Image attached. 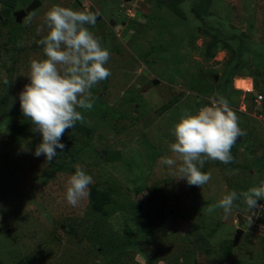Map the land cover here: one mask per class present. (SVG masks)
<instances>
[{"label": "rangeland", "instance_id": "rangeland-1", "mask_svg": "<svg viewBox=\"0 0 264 264\" xmlns=\"http://www.w3.org/2000/svg\"><path fill=\"white\" fill-rule=\"evenodd\" d=\"M33 1L0 0V13ZM40 1L20 22L0 19V264H264V222L242 197L228 214L208 211L224 195L264 181V99L249 93L252 79L264 96V0H212L208 22L224 31L222 40L199 27L192 10L204 0L181 1L185 17L167 0ZM56 5L96 13L88 27L110 52L111 75L90 90L93 107L77 109L94 133L77 142L74 165L93 183L76 206L66 200L73 174L54 169L60 150L50 162L35 156L42 134L31 131L19 98L30 62L45 58L38 41ZM233 34L245 36L240 57L242 41H226ZM220 97L238 116L242 141L232 162H205L201 171L211 179L202 188L190 186L161 158L173 155L180 118ZM94 187L110 189L116 201L93 206ZM238 213L246 215L243 225ZM239 227L245 232L236 246Z\"/></svg>", "mask_w": 264, "mask_h": 264}, {"label": "clouds", "instance_id": "clouds-1", "mask_svg": "<svg viewBox=\"0 0 264 264\" xmlns=\"http://www.w3.org/2000/svg\"><path fill=\"white\" fill-rule=\"evenodd\" d=\"M32 18L30 15L26 23ZM96 19V13L60 5L53 6L45 15L48 32L38 41L45 58L30 62V83L25 85L19 98L24 116L33 125L31 131L42 134V142L34 154L45 156L46 161L56 158L57 149L64 151V133L84 120L77 109H91V88L111 75L106 67L110 52L88 27L94 26ZM253 87L249 93L259 94L255 93L254 82ZM173 135L175 142L169 145L173 155L162 157L160 162L173 171L177 180L184 179L188 185L202 188L211 179L210 174L201 171L205 162H232L231 149L243 132L238 116L220 97L196 113L182 116L174 126ZM91 183L92 176L77 167L68 180L67 202L78 205L88 195ZM239 197L248 209L259 207L258 201L264 199V181L239 196L236 191L224 195L217 204L210 205L208 211L222 208L228 214Z\"/></svg>", "mask_w": 264, "mask_h": 264}, {"label": "trees", "instance_id": "trees-1", "mask_svg": "<svg viewBox=\"0 0 264 264\" xmlns=\"http://www.w3.org/2000/svg\"><path fill=\"white\" fill-rule=\"evenodd\" d=\"M181 1L183 2V0H167L168 4L167 6L172 9L173 11H175L177 14H179V16L181 17H185V13L182 7H180V3ZM200 1V0H199ZM198 1V2H199ZM203 1V0H202ZM211 1L212 0H204V5L201 6L199 3H197L196 6L193 7V13L196 15V18L199 19L201 21L200 24V29L204 30L206 33H210L212 35L213 38L217 39V40H222V36H223V32L224 31H220V27L218 24L215 23V25L210 26L209 25V19L214 17V14H211L212 11H210V7H211ZM5 4L9 7H13V2H8L6 1ZM7 18L3 19V23L6 21ZM225 34V33H224ZM1 35V33H0ZM236 38H238V40L242 41V43H240L237 47V53L240 57V55L244 54V50L243 46H244V41L245 40V36H238V34H233V36L227 40V43H229L230 41H234ZM238 66L240 64H237ZM235 67H232L229 72H227L226 74V81L230 82L233 80V76L235 75V73H237L238 70H235ZM254 86L256 89V84L254 82ZM231 93L233 94H241V90H235L234 88H231L230 90ZM253 94V93H252ZM254 97H256L255 94H253ZM229 103L231 104L232 101L231 99H229ZM66 132H69V134H65L63 135V139L62 142L65 144V149L64 151H60L59 152V159L55 162L54 164V169L58 170V171H68L72 174L75 173L76 171V166L74 165L75 161H77L76 159V155L78 154V150L79 147L78 145V141H81V138H86L87 142L88 140L92 137L93 133H94V128L88 126L86 123L84 122H77L75 127L67 130ZM65 132V133H66ZM74 143V144H73ZM116 201L115 198L113 197L112 191L110 189L107 190H100L97 188H92L90 191V201L93 204V206L95 207H100V205L102 203L105 202H110V201ZM139 209V207H137ZM253 210V209H252ZM255 210V209H254ZM245 214L247 215V211H245ZM245 215V216H246ZM261 220L264 221V216H262L261 218H259ZM225 254L226 255H230L232 253V251L230 250V248H225ZM19 264H25L24 261L19 262Z\"/></svg>", "mask_w": 264, "mask_h": 264}, {"label": "water", "instance_id": "water-1", "mask_svg": "<svg viewBox=\"0 0 264 264\" xmlns=\"http://www.w3.org/2000/svg\"><path fill=\"white\" fill-rule=\"evenodd\" d=\"M41 4L40 0H34L29 6L15 11L13 13V15L16 17V20L18 22H20L24 17H26L28 14H30L31 12H33L36 8H38ZM12 15V10L10 8L5 9L2 13H0V19H4L6 17H10ZM154 83H157V81L155 80ZM242 141V135L238 136L236 143H239ZM238 219H239V224L243 225L244 224V219H245V215L242 213H238L237 214ZM245 230L241 227L237 228L236 230V235H235V239H234V243L236 246L239 245L240 239L242 237V235L244 234Z\"/></svg>", "mask_w": 264, "mask_h": 264}, {"label": "built area", "instance_id": "built-area-1", "mask_svg": "<svg viewBox=\"0 0 264 264\" xmlns=\"http://www.w3.org/2000/svg\"><path fill=\"white\" fill-rule=\"evenodd\" d=\"M252 90H254L253 81H252ZM246 91H249V90H246ZM263 99H264V96L262 94H260V93L256 94V100H255L256 102L260 103L263 101ZM258 205H260V206L255 208V210L252 212V214L254 216H256L255 214H257V216H259V218H260V217L264 216V202L259 203ZM261 222H264V221H261Z\"/></svg>", "mask_w": 264, "mask_h": 264}, {"label": "flooded vegetation", "instance_id": "flooded-vegetation-1", "mask_svg": "<svg viewBox=\"0 0 264 264\" xmlns=\"http://www.w3.org/2000/svg\"><path fill=\"white\" fill-rule=\"evenodd\" d=\"M14 12H15V11H12V16H14V15H13ZM15 18H16V17H15Z\"/></svg>", "mask_w": 264, "mask_h": 264}]
</instances>
